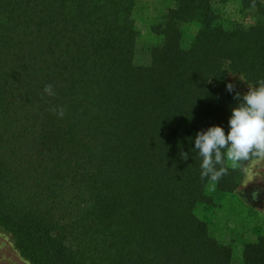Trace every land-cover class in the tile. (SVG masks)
I'll return each instance as SVG.
<instances>
[{
  "label": "trees",
  "instance_id": "1",
  "mask_svg": "<svg viewBox=\"0 0 264 264\" xmlns=\"http://www.w3.org/2000/svg\"><path fill=\"white\" fill-rule=\"evenodd\" d=\"M135 4L0 0V226L33 264H264V236L236 262L195 213L258 154L225 158L212 182L193 148L198 131L227 132L243 95L230 74L264 81V4L174 0L145 65Z\"/></svg>",
  "mask_w": 264,
  "mask_h": 264
},
{
  "label": "rangeland",
  "instance_id": "2",
  "mask_svg": "<svg viewBox=\"0 0 264 264\" xmlns=\"http://www.w3.org/2000/svg\"><path fill=\"white\" fill-rule=\"evenodd\" d=\"M264 4V0H260ZM174 5V0H136L132 12L134 27L137 31L134 62L145 65L150 60L152 47L162 42V37L152 27L162 22L167 8ZM227 18H238L234 6L229 5ZM196 25L185 24L182 27L183 45L194 34ZM229 79L236 83L245 94L249 87L238 74H230ZM241 164L242 178L238 188L232 193L220 192L213 183L206 192L211 197L209 203H200L195 213L207 222L210 233L220 242L231 246L233 259L240 262L243 245L264 236V154ZM0 264H33L20 253L13 235L0 226Z\"/></svg>",
  "mask_w": 264,
  "mask_h": 264
},
{
  "label": "clouds",
  "instance_id": "3",
  "mask_svg": "<svg viewBox=\"0 0 264 264\" xmlns=\"http://www.w3.org/2000/svg\"><path fill=\"white\" fill-rule=\"evenodd\" d=\"M233 89V84H226L228 92ZM44 92L50 96L55 94L51 85H46ZM234 99L237 103L231 108L227 132L221 125H212L198 131L194 137L193 148L202 158V179L219 181L227 173L225 158L235 168L237 162L248 159L254 150L257 154H264V81L249 87L242 97L236 93ZM58 114L63 116V111Z\"/></svg>",
  "mask_w": 264,
  "mask_h": 264
}]
</instances>
